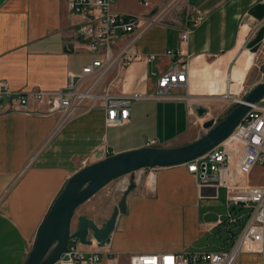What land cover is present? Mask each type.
<instances>
[{
  "label": "crops",
  "instance_id": "obj_1",
  "mask_svg": "<svg viewBox=\"0 0 264 264\" xmlns=\"http://www.w3.org/2000/svg\"><path fill=\"white\" fill-rule=\"evenodd\" d=\"M150 1L151 6L137 10H125L124 0L113 7L142 16L168 5L166 11L170 12L138 39L127 35L113 47L115 55L127 48L130 60L108 71L103 87L117 96L142 93L149 97L133 102L125 125L112 126L102 103L69 120L63 110H52L48 101L31 98L27 110L17 108L21 94L42 90L51 94V100L65 89L69 72L80 74L84 65L104 56L76 41V49L67 50L75 27L85 20L69 9L68 0H0V81H7L16 92L12 99L0 102V264H24L48 210L80 169L113 154L146 147L149 139L156 140L157 146L174 147L205 135L207 132L201 134L208 114L204 101L213 99L196 91L199 80L194 72L200 74L205 65L219 67L216 72H228L235 83L231 76L241 58L252 55L254 65L264 63V0ZM193 6L205 16L194 26L188 19ZM188 28L189 38L183 41L181 34ZM177 48L190 64L189 87H177L169 96L158 97L157 80L151 72L168 71L172 59L167 51ZM151 54L157 58L149 63ZM260 71L263 79V68ZM213 84L223 89L218 95L245 94L244 82L224 86L215 79ZM200 105L207 109L203 116L197 113ZM232 108H214L218 111H212L214 120L221 121ZM230 153L234 158L238 155L234 147ZM258 173L264 171L252 174L251 184ZM134 175L137 185L127 196V212L119 215L112 238L100 246L83 247L104 251L102 263H118L119 256L110 259L112 252H118L117 235L124 236L118 255L129 254V249H136L130 256L213 252L224 244V240L217 241L224 230L217 221L227 212V188L199 184L185 164L142 169ZM126 176L82 204L83 215L99 223L100 216L112 214L124 188L132 183V176ZM205 239L207 245L196 248ZM235 264H262V257L242 253Z\"/></svg>",
  "mask_w": 264,
  "mask_h": 264
},
{
  "label": "built area",
  "instance_id": "obj_2",
  "mask_svg": "<svg viewBox=\"0 0 264 264\" xmlns=\"http://www.w3.org/2000/svg\"><path fill=\"white\" fill-rule=\"evenodd\" d=\"M117 1L68 0L69 9L82 15L85 20L75 27L74 38L66 43L67 50L76 49L74 44L76 41L86 45L90 52L101 53L104 57L84 65L80 74L69 72L65 89L56 93L51 100L49 99L51 94L42 90L19 95L18 109L27 110L31 98L40 103L48 101L52 105V110H63L65 119L69 120L102 103L109 125L123 126L129 121L133 102L149 95L133 93L117 96L111 93L109 87H103L107 72L114 66L127 64L130 60L127 48L115 55L113 47L120 38L127 35H133L135 40L138 39L149 27L162 22L170 11H166L168 6L166 5L148 15L138 16L115 11L113 7ZM138 1L145 8L151 6L150 0ZM204 18L202 10L197 6H193L188 14L189 22L193 26L202 22ZM189 33L188 28L181 34V39L187 41ZM167 55L172 59L169 70L164 73L151 72L157 80L158 97L169 96L177 87L186 89L189 87L191 70L183 51L180 48L168 49ZM156 58L154 54L147 56L149 63L154 62ZM259 68H264V63ZM15 93L7 81H0V102L3 98L12 99ZM243 96L235 99V104L242 101ZM227 98L233 99L230 95ZM238 144H241V147H238ZM148 146H157L156 140L149 139ZM231 147L237 151L236 158L230 153ZM185 165L199 184L227 188V212L220 215L217 221V226L228 233L224 240L226 244L213 252L140 253L130 257V264H235L242 253H258L264 264V184H251V175L258 169L264 171V97L259 102L251 104V109L228 139ZM128 187L126 186L124 190L126 191ZM94 243L98 246L102 244L97 240H94ZM83 247L84 244L73 238L60 263L102 262L104 251H89ZM110 258L117 260L114 252Z\"/></svg>",
  "mask_w": 264,
  "mask_h": 264
},
{
  "label": "water",
  "instance_id": "obj_3",
  "mask_svg": "<svg viewBox=\"0 0 264 264\" xmlns=\"http://www.w3.org/2000/svg\"><path fill=\"white\" fill-rule=\"evenodd\" d=\"M263 97L264 76L221 121H206L204 128L207 133L194 142L174 147L146 146L124 151L80 169L65 183L48 210L24 264H58L73 238L86 246L93 245L94 240L100 243L110 240L119 215L127 212V196L137 185L134 179L137 171L183 165L202 157L228 139L251 109V104L259 102ZM197 113L203 116L207 109L201 106ZM126 175L132 176V183L106 223L99 225L93 219L81 215L75 230H72L76 210L112 181Z\"/></svg>",
  "mask_w": 264,
  "mask_h": 264
},
{
  "label": "rangeland",
  "instance_id": "obj_4",
  "mask_svg": "<svg viewBox=\"0 0 264 264\" xmlns=\"http://www.w3.org/2000/svg\"><path fill=\"white\" fill-rule=\"evenodd\" d=\"M124 4H125V7H124L125 10L127 8L128 9H132V10H137V9H140V8H144L143 6H141L139 4L138 0H124ZM200 69L202 70V72L200 74H198L197 72H194V75L199 80V88H197L196 91L199 92V93H202V94L203 93H207L206 96H204V97H211L213 100L212 101H207V102L204 101L205 103L203 101H198V102L204 103V106L208 108V114L205 115L204 118L207 119V120L214 119L213 116H212L213 115L212 111H213L214 108L216 110H219V111H224L226 108L229 109L230 105H232V107H234V105H236L235 104V99H237L238 96H231L230 95L231 98L234 97L233 99L227 98L228 94L209 96V94L211 92V88L213 86V81L215 79H218L219 85H223L224 84V86L228 82H230L231 84H236V86H238V83L237 82L234 83V82L230 81V76H228V72L223 71L221 74L217 73L216 71L218 69L219 70L221 69L219 67H217L216 70H215V69L210 68L209 65H205V66L201 67ZM202 79H203V81H202ZM261 80H262V75H261V71H260V68L258 66V63H256L255 65L253 64L252 68L247 72V77H246V80L244 81V84H243V86L245 87V92L244 93L246 94L247 91H249L254 84L260 82ZM208 85H209V87H208ZM241 85H240V87H241ZM217 92L218 93H220V92L222 93L223 89L219 88V89H217ZM135 101H139V100H135ZM213 112H218V111H213ZM223 116H224V114H223ZM204 132L206 133L207 131H205V129H203L202 126H201V134H203ZM262 178H264V174H260L259 173V174H257L255 176V179H254L255 181H253V182L255 184H257L258 180H260ZM116 181L117 180H114L112 182H116ZM112 182H111L110 185H113ZM83 210H84V205L80 206L76 210V214H75L74 220L72 222V230H75L79 216L83 215ZM111 215L112 214H108V215L103 214V216H100L98 218V222H99L98 224H101V225L105 224L106 221L111 217ZM227 237H228L227 231L223 230L221 237L217 236V241L218 242H220V241L223 242V240H225ZM116 238H117L119 243H118L117 247H115V248L117 249L118 252H122L121 251V249H122L121 247L124 246V244H123L124 236L123 235H117ZM116 238H115V241H116ZM224 244H226L225 241H224ZM206 245H207V240L205 239V240H202L201 242H199L196 245V248H204ZM134 250H136V249L127 250V252L129 254L121 253V254L118 255V252H117L115 254L116 257L119 256V260H118L117 264H130V257H131L130 255L134 253ZM104 263H105V261H103V263L100 262L99 264H104ZM58 264H61V263L59 262Z\"/></svg>",
  "mask_w": 264,
  "mask_h": 264
},
{
  "label": "bare ground",
  "instance_id": "obj_5",
  "mask_svg": "<svg viewBox=\"0 0 264 264\" xmlns=\"http://www.w3.org/2000/svg\"><path fill=\"white\" fill-rule=\"evenodd\" d=\"M253 65V56L252 55H247L244 56L239 60L238 65L234 69L233 76H231V80L238 82V83H243L245 79V75L247 72L252 68ZM212 94L213 95H218L219 93L217 92V87L215 84H213L211 88ZM234 98V97H232Z\"/></svg>",
  "mask_w": 264,
  "mask_h": 264
}]
</instances>
